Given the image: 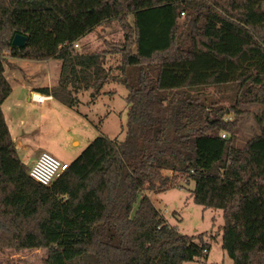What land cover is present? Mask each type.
<instances>
[{"label": "trees", "instance_id": "1", "mask_svg": "<svg viewBox=\"0 0 264 264\" xmlns=\"http://www.w3.org/2000/svg\"><path fill=\"white\" fill-rule=\"evenodd\" d=\"M113 20L125 36L114 48L121 77L106 70V53L74 47ZM17 34L24 48L13 46ZM6 52L61 60L58 86L42 93L71 108L81 90L95 98L110 81L125 86V139L99 136L51 187L34 181L2 110L12 93ZM211 87L232 88L235 105L208 107ZM254 104L264 107V0H0V251L44 249L45 264L207 259L204 233L180 234L147 195L185 178L195 204L223 212L233 263L264 264V110L253 138L234 146L243 107Z\"/></svg>", "mask_w": 264, "mask_h": 264}, {"label": "rangeland", "instance_id": "2", "mask_svg": "<svg viewBox=\"0 0 264 264\" xmlns=\"http://www.w3.org/2000/svg\"><path fill=\"white\" fill-rule=\"evenodd\" d=\"M184 16L181 18L183 22ZM130 23L134 18L129 16ZM125 36L122 27L117 20L107 22L97 27L78 40L79 47L76 52L79 54L106 53L104 66L110 71L112 76L121 77L123 72L122 55L115 51V46L123 44ZM6 59L9 69L7 76L10 83L13 84V73L10 72L11 67L9 61L10 53L6 52ZM17 66L21 67L33 78H43L46 72V65L40 62H28L20 60H12ZM29 66H33V70H29ZM63 62L55 60L50 64L51 79L54 83L60 82L61 70ZM61 69V70H60ZM44 71V73L42 72ZM22 74L21 71H18ZM17 72V73H18ZM58 86V85H57ZM104 93L93 103L94 97L91 92H83L77 98L80 100L77 108L81 112H89L93 110L95 114L100 115L104 121L106 120L107 135L111 140L122 142L125 139L128 125V116L130 106L127 102L128 91L125 86L110 81L105 84ZM111 92L112 95L108 94ZM203 100L207 106H218L223 108H231L235 105L234 90L232 88L219 89L211 87L204 89ZM31 114L37 118L38 126L32 131L29 150L31 153L27 155L22 153V159L26 165L30 166L37 153L47 152L68 164L75 161L80 154L94 141L92 131L83 123L79 114L68 109L64 105L56 102H47L45 105H29ZM243 110L248 114L243 118L236 133L234 146L242 149L253 138L256 124L254 114L264 110L260 105L244 106ZM96 116V115H95ZM235 116L231 114L228 120H233ZM31 132V131H30ZM96 137V136H94ZM74 141H80L79 146L73 144ZM31 167H29V170ZM166 175L171 176L172 173L165 171ZM180 187L174 188L161 194L152 195L154 204L162 212L170 226L185 236H198L204 233V239L211 244L212 249L207 259H199L195 262L185 264H234L233 260L228 257L222 247V227L224 225L223 212L221 210L209 209L194 203L192 191L195 184L191 180L180 179ZM220 238V239H219ZM219 239V240H218ZM48 257L47 250H23L0 251V264H45ZM207 261V263H206ZM76 264H83L78 261Z\"/></svg>", "mask_w": 264, "mask_h": 264}, {"label": "crops", "instance_id": "3", "mask_svg": "<svg viewBox=\"0 0 264 264\" xmlns=\"http://www.w3.org/2000/svg\"><path fill=\"white\" fill-rule=\"evenodd\" d=\"M13 59L20 60V58H11L9 61V64L11 65V67H14L10 71L13 73L12 78H13L14 83L13 84L10 83L12 86V93L8 97V99L5 101V103L3 104L2 110H3L4 116H5L7 125L9 127L11 136H12V138H13L16 146H17L20 157H22L21 152H24L27 155L31 156V153L29 150V144H30V138H31L30 136H31L32 131H35L37 129V126H38L37 118L34 117L31 114L30 109H28L29 105L37 104V103L33 102L32 96L33 95H44V96L50 98L47 101H45L43 104H37V105H45L47 102H56V103H59L61 105H64V104H62L61 102L56 100L53 96L45 95L42 93V89L48 88L51 90L53 87H56L58 85V83L57 84L54 83L50 77L51 76L50 64H51V62L55 61V59L42 60V61L22 59L23 61L25 60L28 62H30V61L40 62V63H43L44 65H46L47 68H45V69H46L47 73L43 74V76H42L43 78H40V79H37V78L34 79L33 78L34 74H33V76H29L25 70H23L21 67L17 66L12 61ZM32 67L33 66H29L28 68H29V70L34 71ZM8 69H9V67H8V65H6L5 76L9 81L10 79L7 76ZM18 71H21L22 74H19ZM42 72L44 73V71H42ZM104 87H105V85L102 87L100 92L96 95V97L93 99V101H92L93 103H95L97 98L101 97L104 93L106 94V92H103ZM83 92L93 93L94 90L93 89L81 90L77 94V97L80 94H82ZM108 94L112 95L111 92H108ZM91 96H92V94H91ZM79 102H80V100H79ZM64 106L67 107L68 109L75 110L79 114L83 123H85L89 127L90 131H92V133H93L92 138L96 139L99 136L108 137L107 129L105 126L106 120L105 121H104V119L101 120L102 117L98 114H95L93 110L90 109L89 112L87 113V112H81L80 109L77 108L78 106L74 107V108L68 107L66 105H64ZM94 136H96V137H94ZM73 144L75 146H79L80 141H74ZM42 153L43 152L37 153L35 158L33 159V162L31 163V165L30 166L27 165V166L32 167L34 165V163L36 162V160L38 159V157ZM22 161H23V159H22ZM153 194L156 195L155 193H153ZM147 195L150 197V199L152 200V202L154 204L152 195H150L148 193H147ZM154 206L156 207L155 204H154ZM222 234H223V232H222ZM205 239H204V241L206 243H208ZM222 242H223V238H222ZM209 245H211V244H209ZM211 249H212V246H211ZM206 263H207V261H206Z\"/></svg>", "mask_w": 264, "mask_h": 264}, {"label": "built area", "instance_id": "4", "mask_svg": "<svg viewBox=\"0 0 264 264\" xmlns=\"http://www.w3.org/2000/svg\"><path fill=\"white\" fill-rule=\"evenodd\" d=\"M182 16H184V13ZM74 47L78 48V43H76ZM48 99L50 98L44 95L32 96L33 102L37 104H43ZM68 168V163L60 161L50 153L43 152L31 167L29 174L30 177L37 183L46 187H51L65 174ZM205 254H207V251H205Z\"/></svg>", "mask_w": 264, "mask_h": 264}, {"label": "water", "instance_id": "5", "mask_svg": "<svg viewBox=\"0 0 264 264\" xmlns=\"http://www.w3.org/2000/svg\"><path fill=\"white\" fill-rule=\"evenodd\" d=\"M12 44L14 47L24 48L27 44V38L25 36L17 34L15 35Z\"/></svg>", "mask_w": 264, "mask_h": 264}]
</instances>
